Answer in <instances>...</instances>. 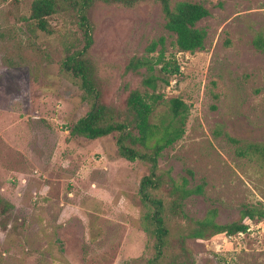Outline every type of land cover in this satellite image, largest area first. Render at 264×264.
I'll return each instance as SVG.
<instances>
[{
    "label": "rangeland",
    "instance_id": "1",
    "mask_svg": "<svg viewBox=\"0 0 264 264\" xmlns=\"http://www.w3.org/2000/svg\"><path fill=\"white\" fill-rule=\"evenodd\" d=\"M177 1L209 11L196 25L207 33L202 49L179 51L158 5H96L89 56L104 103L124 113L131 91L151 93L141 86L144 69L125 67L155 59L161 47L146 48L164 39L165 57L180 70L157 89L163 98L151 121L172 98L189 112L183 137L157 167L190 188L203 184L184 202L190 218L216 209L217 223H231L245 206L264 209V54L253 46L264 37V0ZM32 2L0 0V264H144L154 239L138 190L150 166L119 157L118 134L70 136L88 105L62 62L64 45L81 34L62 12L49 20L53 34L31 28ZM247 225L229 237L186 240L189 264H264V219Z\"/></svg>",
    "mask_w": 264,
    "mask_h": 264
},
{
    "label": "trees",
    "instance_id": "2",
    "mask_svg": "<svg viewBox=\"0 0 264 264\" xmlns=\"http://www.w3.org/2000/svg\"><path fill=\"white\" fill-rule=\"evenodd\" d=\"M141 4L159 6L165 20L164 28L175 36V46L179 51L193 53L203 48L207 33L196 25L209 16V11L201 4L187 1L33 0L25 21L31 28L51 35L54 32L49 24L51 17L60 12L74 16L81 38L64 45L62 70L79 85L88 111L72 126L70 136L96 140L118 134L116 147L119 157L129 162L149 164V174L142 177L138 190L142 202L151 208L146 231L154 239V254L144 264H189L186 240L245 233L247 222L264 219V209L245 206L237 221L226 224L216 222V209L209 210L202 219L195 220L185 213L184 202L191 196L202 194L203 184L190 188L185 177L181 178V183H177L168 173L159 171L158 159L165 149L183 137L189 112L181 99L172 98L167 102L165 116L159 122L151 121L155 119L154 107L160 105L163 98L162 94L156 93L157 89L167 86L168 78L179 75L180 70L175 59L165 57L163 38L151 42L146 48V52L151 54L158 46L161 47L155 59L133 58L125 67L127 73L136 74L144 69L141 86L150 89L151 93H141L138 89L131 91L124 113L104 103L95 67L89 56L94 43L90 14L96 5L134 8ZM253 46L264 54L262 34L258 33L254 37ZM188 174L191 172L188 171ZM163 192L164 196L161 195ZM168 251L171 254L169 259H165Z\"/></svg>",
    "mask_w": 264,
    "mask_h": 264
}]
</instances>
